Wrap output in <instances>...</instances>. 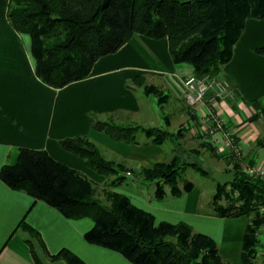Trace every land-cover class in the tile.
Here are the masks:
<instances>
[{
	"label": "trees",
	"instance_id": "obj_1",
	"mask_svg": "<svg viewBox=\"0 0 264 264\" xmlns=\"http://www.w3.org/2000/svg\"><path fill=\"white\" fill-rule=\"evenodd\" d=\"M101 4L102 0H8V21L18 32L29 34L35 73L46 84L58 88L86 77L98 57L116 51L134 33L166 37L174 62L189 63L197 76L215 75L228 80L218 73L232 56L245 20L264 17V0H108L104 7ZM255 51L264 54V45ZM133 80L145 93L156 94L158 103L167 97L155 85L146 84L142 75ZM229 85L235 96V87ZM89 114L93 128L129 143L139 142L137 133L143 131L154 143L170 139L180 147L181 136L187 132L186 127L170 131L156 125L118 122L110 115L99 118L95 112ZM58 143L80 156L97 174L110 177L103 181V197L97 194L99 181L55 159L45 149L20 147L14 162L1 166L0 178L9 187L45 201L65 217L91 218L92 226L83 233L86 242L116 251L132 264H230L219 255L210 235L183 220L155 222L152 212L135 204L127 193L113 189L126 178L120 170L127 167L122 161L106 158L88 136H68ZM172 150L168 159L142 165L138 171L143 181L153 184L158 199L194 187L184 175L188 166L211 174ZM231 169L235 170L234 181L224 185L216 182L208 205L217 215L249 217L241 264H256V230L264 220V213L258 211L264 204V182L242 173L235 157L225 170ZM235 189L243 198L240 205L234 204ZM23 223L45 250L38 231ZM32 254L34 264H42L33 248ZM48 256L65 264H85L65 248Z\"/></svg>",
	"mask_w": 264,
	"mask_h": 264
},
{
	"label": "crops",
	"instance_id": "obj_2",
	"mask_svg": "<svg viewBox=\"0 0 264 264\" xmlns=\"http://www.w3.org/2000/svg\"><path fill=\"white\" fill-rule=\"evenodd\" d=\"M7 3L8 0H0V168L16 160L20 147H30L45 149L55 159L100 181L102 175L59 145L60 138L74 135L88 136L105 157L129 164L132 170L168 158L170 150H165L162 143L152 142L143 131L138 132L144 134L142 139L139 136V142L116 140L93 128L89 114L95 112L99 118L110 115L118 122L144 126L163 123L170 131L193 124L196 120L183 99L182 83L193 69L189 63L172 60L166 37L134 33L116 51L98 57L86 77L55 88L36 75L30 36L12 27L6 16ZM263 45L264 17L247 18L233 45L232 56L218 73L235 87L233 98L216 101L218 111L226 128L241 139L251 162L264 160V54L255 51ZM137 75L167 97L158 103L156 94L145 93L133 80ZM203 106L201 102L197 109ZM157 109H161L160 119L155 114ZM189 136L188 131L181 136L182 146L197 152L201 142ZM226 156L213 170L232 166L234 157ZM130 187L135 191L122 192L152 212L155 222L183 220L214 238L222 259L241 264L247 215H217L208 203L203 208L201 190L195 184L188 191L176 196L167 193L162 199L155 197L153 184L141 178ZM23 222L38 231L45 250ZM92 224L89 217H65L55 207L9 187L0 178V264H34L32 248L42 264H65L48 256L63 248L85 264H132L116 251L86 242L83 233ZM256 260L264 264V249Z\"/></svg>",
	"mask_w": 264,
	"mask_h": 264
},
{
	"label": "built area",
	"instance_id": "obj_3",
	"mask_svg": "<svg viewBox=\"0 0 264 264\" xmlns=\"http://www.w3.org/2000/svg\"><path fill=\"white\" fill-rule=\"evenodd\" d=\"M182 83L184 101L198 116L196 124L194 122L192 126L194 133L208 140L216 153L234 155L240 163L242 173L264 182V160L251 162L252 158L244 150L241 139L226 128L225 120L218 111L216 101L232 95L228 80L215 75L197 76L189 73L182 78ZM201 102H204V106L198 110L197 106ZM262 148L264 149V141ZM256 158L257 155L254 160ZM232 192L233 196L237 197L234 199V204L240 205L243 198L238 197L237 189ZM258 211L264 213V204L258 206ZM256 236L259 239L256 252L258 254L261 249H264V220L258 226ZM256 264H259L257 260Z\"/></svg>",
	"mask_w": 264,
	"mask_h": 264
},
{
	"label": "rangeland",
	"instance_id": "obj_4",
	"mask_svg": "<svg viewBox=\"0 0 264 264\" xmlns=\"http://www.w3.org/2000/svg\"><path fill=\"white\" fill-rule=\"evenodd\" d=\"M233 95V94H232ZM226 96L225 98H233V96ZM184 99V97H183ZM186 104V103H185ZM187 105V104H186ZM187 107L189 108V111L191 113V116H195L192 117V119L197 121V114L195 113V111L192 110V108L189 107V105H187ZM161 109H157L155 110V114L156 117H158L159 119L161 118ZM195 121V122H196ZM159 126L163 127V123L158 124ZM184 126V124H183ZM193 124H190V126H188L186 128V130L188 131V135H191L189 137L192 138H197L200 142H201V148H198L197 152L194 151H190V149H188L189 147H187V145L183 148V146H178L176 140H165L162 144L165 148V150L169 151L171 154L174 150H172V148H175V151H177L178 153H180L181 157L186 160V161H195L197 162L199 165H201L202 167H204L205 169H207L208 172L213 171L214 167H219L220 164L223 163V160L225 158H228L226 155H221L218 154L214 151V149L212 148L211 144L208 142V140H205V138H203V136H198L197 134L194 133V130L192 129ZM185 127V126H184ZM138 138L140 136V139L143 138L144 134L140 132L137 133ZM184 141V140H183ZM188 141V138L186 140V143ZM182 142V140H181ZM197 145V143H194ZM198 147V146H197ZM203 147V148H202ZM168 152V153H169ZM169 155V154H168ZM169 157V156H167ZM233 157H235L233 155ZM107 158V157H106ZM236 158V157H235ZM168 159V158H165ZM124 165L127 167V169H121L120 173L125 174L126 178L117 186L113 187V189L115 190H119V191H135L133 188H131L130 186L132 185L133 181H136L140 178V175L138 173L140 166H142L143 164L139 165L135 170H131L129 168V164H125ZM130 169V170H129ZM184 175L186 178L190 179L193 184H195L200 190H201V201H202V206L203 208L207 206V203L209 204L213 193L215 192L216 189V180L210 175H204L202 173H200L199 171L195 170L194 168L188 166L185 169ZM103 179H101L99 181V185L97 187V194L100 195L101 197H103V192H102V186L103 181L104 180H109L110 177L106 178L104 176H102ZM134 178V179H133ZM181 185V184H179ZM150 187H152V185H150ZM131 194V193H130ZM130 196V195H129ZM210 206V205H209Z\"/></svg>",
	"mask_w": 264,
	"mask_h": 264
},
{
	"label": "water",
	"instance_id": "obj_5",
	"mask_svg": "<svg viewBox=\"0 0 264 264\" xmlns=\"http://www.w3.org/2000/svg\"><path fill=\"white\" fill-rule=\"evenodd\" d=\"M108 0H102V7L107 4ZM211 176L218 182L219 184H227L231 183L235 179V170H213Z\"/></svg>",
	"mask_w": 264,
	"mask_h": 264
}]
</instances>
